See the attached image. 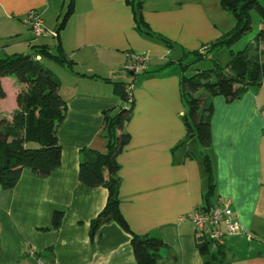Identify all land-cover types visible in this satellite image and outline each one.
<instances>
[{
  "label": "crops",
  "instance_id": "crops-1",
  "mask_svg": "<svg viewBox=\"0 0 264 264\" xmlns=\"http://www.w3.org/2000/svg\"><path fill=\"white\" fill-rule=\"evenodd\" d=\"M0 0L1 57L61 45L73 67L36 55L60 81L67 103L58 128L62 161L49 175L24 168L15 187H0V264H138L132 234L116 220L92 222L109 191L79 177L84 150L107 152L104 112L129 108L112 82H133L129 141L117 154L120 211L132 232L165 242L159 264H205L190 213L204 203L211 156L214 203L230 198L246 233L226 238L223 264H264V83L227 101L212 96V146L188 137L182 63L229 29L213 0ZM38 10L50 32L35 37L27 13ZM150 31L151 33L147 32ZM55 32V33H52ZM169 41V42H168ZM11 47L17 48L9 53ZM144 54L147 69H128ZM0 114L11 119L24 87L2 78ZM207 95V93H206ZM208 96V95H207ZM63 211L53 227V214ZM34 251V254L31 252Z\"/></svg>",
  "mask_w": 264,
  "mask_h": 264
},
{
  "label": "trees",
  "instance_id": "trees-1",
  "mask_svg": "<svg viewBox=\"0 0 264 264\" xmlns=\"http://www.w3.org/2000/svg\"><path fill=\"white\" fill-rule=\"evenodd\" d=\"M220 4L223 9L235 15L234 28L216 41L203 45V53L201 49L189 53L194 56L193 62L182 63V95L188 106L185 117L187 136H196L206 150L213 143L211 119L214 107L210 98L222 95L227 101H232L241 97L250 87L264 83V7L257 0H220ZM72 5L73 0L61 21L60 29L72 12ZM253 8H257L261 15L262 27L253 45L234 51L233 44L252 29ZM226 46L230 49L231 59L224 65L212 53ZM56 50L54 53L48 46H41L33 54L14 53L0 57V98L6 97L3 77L15 75L24 84L18 95V107L13 111L11 119L0 114V187L4 189L16 186L24 168L47 176L61 164L62 145L58 138V128L65 117L67 103L60 92L59 79L36 58V55H40L61 65L74 66L60 44ZM206 60L210 62L208 67L198 65ZM111 83L114 93L131 105L118 111L111 109L104 112V135L108 141V150H84L79 177L89 187L104 185L109 191L107 204L93 220V228H98L102 221L116 220L132 234L131 242L138 264H159L165 242L154 235L132 232L120 211L121 177L116 157L129 141V133L125 128L134 103L131 96L133 82ZM203 160L208 180L203 205L211 208L215 204V171L208 152L203 153ZM62 216L63 211L54 212L53 227L60 225ZM197 245L201 253L208 256L205 264H223V247L211 250L204 236H197Z\"/></svg>",
  "mask_w": 264,
  "mask_h": 264
},
{
  "label": "built area",
  "instance_id": "built-area-1",
  "mask_svg": "<svg viewBox=\"0 0 264 264\" xmlns=\"http://www.w3.org/2000/svg\"><path fill=\"white\" fill-rule=\"evenodd\" d=\"M27 22L35 37H41L50 32L42 14L36 9L29 10ZM200 51L204 52L203 49ZM128 69L134 73L144 72L147 69L146 56L144 54H131ZM189 218L193 223L196 235L204 236L209 241V246L213 251L223 247L228 236L247 232L236 215L233 200L230 198L215 203L211 208H207L205 205L197 207L190 213ZM31 253L34 254V251ZM38 261L39 264H46L42 258H38Z\"/></svg>",
  "mask_w": 264,
  "mask_h": 264
},
{
  "label": "rangeland",
  "instance_id": "rangeland-1",
  "mask_svg": "<svg viewBox=\"0 0 264 264\" xmlns=\"http://www.w3.org/2000/svg\"><path fill=\"white\" fill-rule=\"evenodd\" d=\"M213 1L216 4H218L219 0H213ZM257 1L260 5H262L264 7V0H257ZM218 10L220 12V15H223V17L225 18L224 24L229 29L228 31L232 30L236 24L235 15L232 12L223 9L221 5H220V7H218ZM251 24H252V29L250 30V32L245 34L239 41H237L236 43L233 44L232 49L234 51H239L241 49H245L249 45H253V43L255 42L257 34L259 33V31L262 27L261 15H260L257 8H253L251 10ZM0 37H2V36H0ZM6 42H7V40L5 38H3V39L0 38V45L6 44ZM9 42L13 43V41H10V40L7 43H9ZM15 51H17V48H14L11 46L8 49L9 53H14ZM1 55H3L2 52H0V57H1ZM212 55H213V57L218 59L224 65L227 64L231 59L230 49L227 46L224 48L215 50L212 53ZM191 60H192V58H190L186 62H191ZM198 65L200 67H208L210 65V62L206 60V61L200 62Z\"/></svg>",
  "mask_w": 264,
  "mask_h": 264
}]
</instances>
